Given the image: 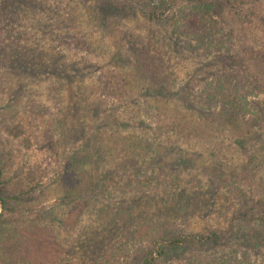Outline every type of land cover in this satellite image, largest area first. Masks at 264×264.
Returning <instances> with one entry per match:
<instances>
[{
    "label": "trees",
    "instance_id": "trees-1",
    "mask_svg": "<svg viewBox=\"0 0 264 264\" xmlns=\"http://www.w3.org/2000/svg\"><path fill=\"white\" fill-rule=\"evenodd\" d=\"M263 1L0 0V264H114L113 262L116 263V260L120 261L122 258H125L122 264H166L169 258L178 257V253L185 249L201 252L205 247L223 246L234 229V220L235 222L254 220L260 224V229L264 228L263 205L257 206L258 209L255 210L259 211L252 218L248 217V211H243L233 217L228 229L212 231L207 236L201 233H174L168 231V228L163 229L162 223H154L155 226L149 223L152 227L150 229L156 228L159 232L155 230L153 234L152 231L145 230L139 234V229L129 232L125 238L124 248H117V254L112 251L111 257L102 259L96 250L89 252L85 250L82 251L83 255L79 257L78 262L76 260L70 262L74 253L67 248L68 246L65 249L60 245L58 235L51 238L53 242L49 240V230L57 229L58 226L65 231L68 230L65 228V220L61 219L59 220L61 222H58L56 215H47L44 210L32 215L33 217L26 215L33 213L34 209L30 208L39 204L37 194L42 187L40 183H35L38 167L36 169L26 167L28 172L24 176V167L16 168L18 165L12 159L13 156L17 158L21 149L27 152L35 145L53 148L57 147V144L72 143L78 146L66 157L56 178L59 182L56 193L62 196V205L68 210L78 205L70 198L77 192L85 194L89 200L87 204H90L96 196L104 198L112 186L124 188L125 193L143 186L145 182L139 179L132 180L133 177L149 170L153 175L157 174L156 170L166 165L163 161L167 159V149L172 150L175 147L173 144L176 142H173L172 138L180 137L182 133L201 136L207 134L208 128H212L216 122L220 125L236 126L244 121L249 130L253 131L252 128L259 122L258 120L264 121L262 116L260 119L257 118L261 104L258 98L260 92L264 91L262 85L264 65L256 70L264 53L258 52L259 59L252 54L251 58H247L248 54L244 53L242 47L238 49L239 51H234L230 34L225 31L222 12L224 8H229L237 20L244 22L248 18L243 15V8ZM176 6L178 11L175 10ZM72 13L75 15L77 26L72 27L71 22V28L64 25L63 21L72 19L74 16H70ZM135 16L151 23H169L172 40L166 41L165 44L171 49L173 61L167 59L164 63L159 59L162 51L155 49L158 41L144 43L126 38L124 46L127 48L128 59L112 57V67L119 69L121 67L117 65L119 63L124 66L121 71L126 76H118L126 85L122 89H117L113 83L116 77L107 76L103 78L106 79L105 82L100 81L102 89L109 90L112 96L118 99L123 98H119L118 95L130 99L137 95L133 92L137 84L141 89L138 96H147L156 101L143 110L132 111L123 120H120V108L116 105L106 106V102L96 95L97 89L89 91L94 83H87L82 73L75 75L70 73L73 71L72 68L64 63L51 65L44 47L40 46L41 50L33 47L41 31L43 37H48L56 32L60 23L63 24L58 32L60 44L63 43V46L69 44V48L83 51L82 42L85 36L90 34L84 31V28L90 26L94 31L99 29L100 32L111 33L121 21ZM256 17L260 22H264V17L258 14ZM216 18H220L221 21H216ZM74 34L76 35L73 38ZM250 52L253 53L252 50ZM188 53L196 57L203 55V58L193 61L194 69L191 70L188 79L182 80L180 88V80L174 71L179 67V62L184 60L182 59L184 54ZM187 62L188 60L183 65ZM92 64L90 63L91 67ZM189 66L190 63L183 69L189 70ZM163 69L169 74L166 75ZM42 70L53 71V77L47 78L48 83L45 85L47 95L52 100H56V95L60 92L62 97L64 94L74 97L78 92L89 99L85 104L77 102L74 105L77 122L71 121L62 110L59 111L61 119L54 122L59 137L54 142L49 139V133H53L54 130L42 128L39 134L40 141H36L35 137L28 135L20 119L24 111L34 117L44 108L40 107L38 102L23 108L21 106L26 96L30 98L34 96L32 89L35 88ZM206 71L211 80L206 81L207 78L203 74ZM194 81L203 84L202 87L198 89ZM116 83L118 84V81ZM168 84L174 87L173 93ZM125 103L128 104L127 100ZM128 107L129 105L126 106ZM178 109L184 113L189 111L195 113L198 121L196 123L185 121ZM149 122L155 124V127H151ZM139 133L141 137H138ZM164 143L170 146L165 147ZM186 155L185 151L179 148L174 158L183 165L189 162ZM5 156H9L6 161ZM253 158L254 156L249 155L247 162L251 163ZM83 166L89 168V174L85 172ZM168 189L169 193H166V198L163 199L164 211L160 212L167 217L158 219L162 222L171 219L170 215H178L180 209L175 202L176 197L173 198L174 191L171 187ZM135 190L139 192L141 189ZM153 192L159 196L158 189ZM184 192L182 190L181 195ZM48 196L47 194V198ZM138 200L136 194L132 195V198L125 200L117 211L107 204H102L101 207L93 205L92 209L100 216L111 218V223L115 221L126 224L135 222L136 218L134 220L133 217L139 210V205L143 206L140 211L152 207L154 197H147L141 201L142 203L137 202ZM96 203L98 204L97 200ZM252 240L255 242L256 252L261 254L264 233L258 232ZM130 241L137 244L147 242L148 245L145 249L128 254L126 246ZM59 250L63 259L57 257L60 255ZM234 259L238 261V258Z\"/></svg>",
    "mask_w": 264,
    "mask_h": 264
},
{
    "label": "rangeland",
    "instance_id": "rangeland-1",
    "mask_svg": "<svg viewBox=\"0 0 264 264\" xmlns=\"http://www.w3.org/2000/svg\"><path fill=\"white\" fill-rule=\"evenodd\" d=\"M175 10L178 11L177 6ZM232 12L229 8H224L222 16L225 21V31H228L230 34V42L234 46V51H239L238 49L242 47L244 53L248 54L247 58H251V54L259 58L260 54L258 52L264 53V22H260V19L256 15L264 17V1L243 8L242 13L248 18L244 22L237 20ZM73 15V13L70 14V16ZM74 18L75 15L72 19H65L63 24L70 26L72 22V27L77 26ZM215 20L221 21L220 18H216ZM63 24L58 23L56 32L48 37H43V31H41L37 35L36 43L33 46L34 48L35 46L38 48L40 46L44 47L46 53L48 52L47 60L51 65L64 63L70 65L72 68L73 71L70 73L74 75L82 73L87 83H94L89 91L93 88L94 91L97 89L96 95L106 102V106L116 105L120 108V120H123L132 111L143 110L149 104H154L156 100L150 99L147 96H138V92L141 89L138 88L137 84L134 88L135 91H133L135 95L137 94L136 96L125 99L124 96L118 95L119 98L123 97L122 99H118L113 97L109 90L102 89L101 82H105L106 79L103 80V78L112 76L116 77L113 83L117 89H122L126 85L123 84L120 77L126 76L121 71L123 65L117 64L118 66L121 65L119 69L112 67L113 56L124 60L128 59L127 48L124 46L126 45V38H132V41H143L144 43L150 41L156 43L158 41L155 49L162 51L159 59H162L164 63L167 59L172 62L171 49L165 44L166 41L172 40L169 32L171 31L169 23H151L139 16H135L121 21V24L114 28L111 33H108V31L100 32L99 29L94 31L93 27L88 26L83 29L87 33H90L85 36V39L83 38V47H81L84 49L83 51L76 48L71 49L69 48V44L65 46H63V43L60 44L58 32L59 27L63 26ZM75 35H73V38ZM188 54H184V58H182L184 60L179 62V67L174 71L180 80V88L182 87V80L188 79L191 75V70L194 69L192 68L193 61L203 58V55L196 57L192 56V53ZM187 60L188 62L183 65ZM203 62H205L204 59ZM90 63H93L92 67ZM114 63L116 64V62ZM189 63L191 65L189 66L190 71L183 69ZM257 65L256 70L260 68L259 66L264 65V55ZM163 71L166 75L169 74L167 70L163 69ZM203 74L207 78L206 81L212 79L208 71ZM52 75L53 71L42 70L38 76L39 79L36 81L35 88L32 89L34 96H31V98L26 96L21 104L23 108V106L38 102L40 107H44L43 110L39 111V114L37 113V116L32 117L27 111H24V114L20 116L21 123L26 127L28 135L33 138L35 137L36 141H40L39 134H41L42 128L54 130L53 133H49V139H52V142L56 141L59 136L54 122L57 119H61L59 111L62 110V113L69 116L71 121L77 122L78 119L75 118L77 111L74 105L77 102L85 104L89 101V99L78 92L75 93L74 97L71 95H69L71 97L66 96V94L62 97V93L60 92L56 95V100H52L47 95L45 88V85L48 83L47 78H52ZM117 81L118 84L116 83ZM194 82L198 89L203 85L197 81ZM262 85L264 86V83ZM169 87L173 93L174 87L171 85ZM258 99L261 104L257 118L260 119L262 116L264 120V91L260 92ZM126 100L128 104L125 103ZM128 105L129 107L126 108ZM162 106L164 107V105H160V107ZM179 112L187 122L196 123L198 121L197 115L193 112L184 113L182 110H179ZM5 115H7L6 112ZM258 121L252 128L253 131L249 130V126L245 121L241 124H236V126H226L224 124L223 126L216 122L212 128H208V133L205 135L196 136L182 133L180 137H173L172 140L176 144H173L175 147L172 150L167 149V159L163 161L166 165L160 166L156 170L157 174L153 175L149 170L148 172L142 171L139 176L133 177L132 180L139 179L141 182H145L143 186L135 188H140L139 192H136L134 189L126 192V194L124 188L123 190L122 188L112 186L104 198L96 196L93 200L94 202L91 201L90 204H87L89 200L85 194L77 192L70 198L78 205L68 210H65L64 205H62V196L56 193L59 184L56 178L66 157L69 156L70 152L75 151L78 146H74L71 143L70 145L57 144V147L53 146V148H42L41 145H35L27 152L21 149L17 154V158L14 156L12 158L16 162V165H18L16 168L23 166V175L25 176L28 172L26 167L32 169L38 167L35 183H40L42 187L37 194L39 204L30 208L34 209L33 213L26 215L31 217L44 210L47 215H56L58 222H61L59 221L61 219L65 220V228L68 230L65 231L60 226L57 229L53 228L49 230V240L53 242L51 238L58 235L60 245L65 249L68 246L67 248H70L74 253L71 258L73 260H70V262L75 260L78 262L79 257L83 255L82 251L85 250L87 252L96 250L102 259L103 257L104 259L105 257H111L112 251L117 254V248H124L125 238L129 232L139 229V234L145 230L152 231L154 234L155 230L158 231L156 228L150 229L152 227L149 226V223H153L152 225L154 223H162L163 229L168 228V231L174 233H201L207 236L212 231H225L228 229L234 216H238L243 211H248V217L252 218L259 211L255 210L258 209V205H263L264 208V121ZM87 123L89 124V121ZM98 124L97 121L96 125ZM148 124L152 125V122ZM91 125L93 126L94 124L91 123ZM94 127L96 126L94 125ZM151 127L154 128L155 124ZM210 129L212 130L210 131ZM138 137H141L140 133ZM164 145L165 147L170 146V144L165 143ZM179 148L183 149L188 155L189 162L186 163L184 161L183 165L182 162L180 163L179 160L174 158ZM249 155L254 156L251 163L247 162ZM6 159H9V156H5L4 161ZM83 167L86 169L85 172L89 174V168ZM11 176L9 175V177ZM147 183L150 184L147 185ZM225 186L227 188H224ZM169 187L174 191L172 192L175 193L173 198L176 197L177 200L175 202L180 209L178 210V215H170L171 219L162 222L158 219L167 217L164 213L160 212L161 210L164 211L163 199L164 197L166 198V193H169ZM156 188L158 189L159 196L153 192V190H157ZM182 190L185 191L183 195H181ZM47 194L49 195L48 198ZM135 194L139 197L137 202L140 203L147 197H154L153 202H151L152 207L140 211L143 209V206L139 205L140 208H138L139 210L133 217L134 220L136 218L135 222L131 221L124 224L123 222L113 221L111 223V218L100 216L98 212L92 209L93 205L101 207L102 204H107L114 211H117L125 200L131 199L132 195ZM96 200L98 204H95ZM235 221L234 229L222 244L223 246L217 248L205 247V250L201 252L185 249L178 253V257L169 258L166 264H205L207 262L209 264L211 262L215 264H239L237 262L264 264V246L261 249L262 253L258 254L255 242L252 240V237L256 236L258 232L264 233V228L260 229V224L254 222V220ZM71 228L72 231H70ZM162 231L164 232V230ZM147 245V242L137 244L130 241L126 246L128 249L127 253L133 254L145 249ZM61 254L62 252L60 251V255H57V257L63 259V255L61 256ZM233 257L238 258V261L236 262ZM124 260L125 258H122L120 261L116 260V263L113 260L112 262L114 264H122Z\"/></svg>",
    "mask_w": 264,
    "mask_h": 264
}]
</instances>
